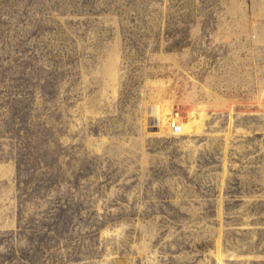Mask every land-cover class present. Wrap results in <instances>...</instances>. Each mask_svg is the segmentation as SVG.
<instances>
[{
    "label": "rangeland",
    "instance_id": "obj_1",
    "mask_svg": "<svg viewBox=\"0 0 264 264\" xmlns=\"http://www.w3.org/2000/svg\"><path fill=\"white\" fill-rule=\"evenodd\" d=\"M0 264H264V0H0Z\"/></svg>",
    "mask_w": 264,
    "mask_h": 264
},
{
    "label": "bare ground",
    "instance_id": "obj_2",
    "mask_svg": "<svg viewBox=\"0 0 264 264\" xmlns=\"http://www.w3.org/2000/svg\"><path fill=\"white\" fill-rule=\"evenodd\" d=\"M150 114V124L156 125L157 128L155 129L160 130L161 133H168L174 130L176 126L180 128L183 133L194 130L188 125V122L191 120L190 112L186 111L182 113V111H180L178 113L175 109V104L169 101L156 100L154 105H152Z\"/></svg>",
    "mask_w": 264,
    "mask_h": 264
},
{
    "label": "built area",
    "instance_id": "obj_3",
    "mask_svg": "<svg viewBox=\"0 0 264 264\" xmlns=\"http://www.w3.org/2000/svg\"><path fill=\"white\" fill-rule=\"evenodd\" d=\"M175 132H176V133H179V132H180V129H178L177 126L175 127Z\"/></svg>",
    "mask_w": 264,
    "mask_h": 264
}]
</instances>
